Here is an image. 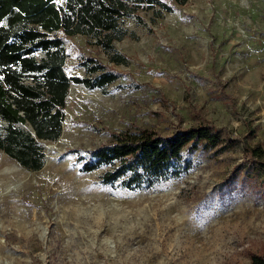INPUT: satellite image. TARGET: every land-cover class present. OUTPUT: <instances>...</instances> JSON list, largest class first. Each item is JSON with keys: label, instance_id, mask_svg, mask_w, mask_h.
Masks as SVG:
<instances>
[{"label": "rangeland", "instance_id": "obj_1", "mask_svg": "<svg viewBox=\"0 0 264 264\" xmlns=\"http://www.w3.org/2000/svg\"><path fill=\"white\" fill-rule=\"evenodd\" d=\"M140 14L116 42L125 63L88 36L65 37L69 75L85 76L79 61L92 55L120 76L105 91L70 86L42 169L0 149V264H244L264 252V166L245 150L264 157V0ZM201 123L222 128L224 141L193 153L181 178L130 191L102 184V170L80 171L78 154L112 132L170 135Z\"/></svg>", "mask_w": 264, "mask_h": 264}, {"label": "trees", "instance_id": "obj_2", "mask_svg": "<svg viewBox=\"0 0 264 264\" xmlns=\"http://www.w3.org/2000/svg\"><path fill=\"white\" fill-rule=\"evenodd\" d=\"M188 1L0 0V149L30 171L42 169L43 141H56L63 133L70 86L105 91L118 80V71L92 55L79 61L85 76L69 75L65 37L88 36L112 61L125 63L127 56L117 52L116 42L131 36L126 18L143 22L140 11L145 9L160 18ZM223 132L213 123L179 127L170 135L128 128L112 132L109 142L78 154L77 160L81 172L102 170L104 185L151 189L187 174L196 151L218 152ZM245 150L248 159L264 166L260 147ZM244 264H264V252L253 253Z\"/></svg>", "mask_w": 264, "mask_h": 264}, {"label": "bare ground", "instance_id": "obj_3", "mask_svg": "<svg viewBox=\"0 0 264 264\" xmlns=\"http://www.w3.org/2000/svg\"><path fill=\"white\" fill-rule=\"evenodd\" d=\"M12 174L13 175H15V176H17L18 174L16 173V172H12ZM7 175H8V173H6V174H3L2 176H1V178H6L7 177ZM2 186V184H0V187Z\"/></svg>", "mask_w": 264, "mask_h": 264}]
</instances>
